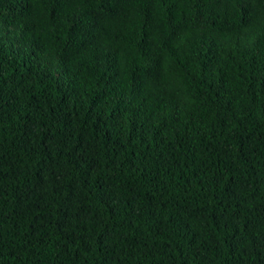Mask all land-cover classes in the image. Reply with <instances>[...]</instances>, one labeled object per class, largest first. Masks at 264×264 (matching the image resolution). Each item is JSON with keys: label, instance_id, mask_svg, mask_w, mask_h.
<instances>
[{"label": "trees", "instance_id": "trees-1", "mask_svg": "<svg viewBox=\"0 0 264 264\" xmlns=\"http://www.w3.org/2000/svg\"><path fill=\"white\" fill-rule=\"evenodd\" d=\"M0 264H264V0H0Z\"/></svg>", "mask_w": 264, "mask_h": 264}]
</instances>
